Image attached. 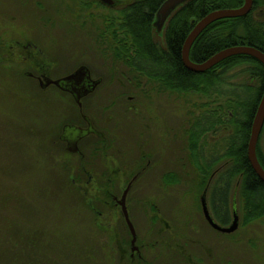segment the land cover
<instances>
[{
	"label": "rangeland",
	"instance_id": "rangeland-1",
	"mask_svg": "<svg viewBox=\"0 0 264 264\" xmlns=\"http://www.w3.org/2000/svg\"><path fill=\"white\" fill-rule=\"evenodd\" d=\"M79 3V0H0V30L2 33L9 31V37L5 34L6 41L17 33L14 31L19 33L21 30V36H24L21 40L35 42L45 57L60 65L61 73H73L85 66L96 77H102L103 84L98 86L99 90L90 99L93 104L89 112L96 118L102 110L110 114L112 119L108 122L113 126L115 121L121 133L118 138L120 149L127 147L122 145L123 139L126 144L131 142L120 124L134 127L140 122L145 125L154 118L158 124L154 123L153 126H162V131L161 121L168 122L165 127L168 131L162 134L171 138L172 134L178 132L176 128L179 123L184 121L187 138L195 109L204 116L215 106H224L225 98L219 97L217 105H214V98L209 100L196 93L184 94L179 98L177 93L167 91V100L160 82L139 75L128 65L113 58L108 38H103L105 43L102 45L99 35L106 30V18L117 15L114 10L100 7L95 0H86L90 8L79 11ZM70 4L72 8H68ZM259 15L264 19V13L259 12ZM164 31L158 35L161 40ZM45 57L41 61L48 64ZM10 67H14L15 75H11L12 70L9 74L4 71L0 81L9 88V96L0 95V264H103L105 261L110 264L98 234L101 231L100 221L89 207L92 192H88L81 182L85 178L83 175L76 177L82 172L79 165L81 159L70 158L55 136L62 133L59 129L60 116L55 110L56 105L62 104L60 99L40 102L44 94L33 81L21 77L18 65ZM245 70V67L236 68L228 74L235 89V100H247L253 92H248L246 86L253 91L258 86L255 79L251 80L244 73ZM154 93L158 96H153ZM129 96L135 97L133 102H128ZM178 105L183 108L180 119ZM128 106L137 109L130 111ZM73 109L75 115L76 107ZM170 118L175 123L179 122L175 130L169 124ZM242 119L240 114L237 120ZM239 127V123L231 124L227 131L218 127L215 138L210 139L209 134L202 139L206 159L209 160L211 153L218 161L221 158L212 172L228 164L224 155L229 148V138L239 134ZM115 129L118 130L116 126ZM167 144L171 142L167 141ZM84 146L87 154H90L88 166L98 168L99 144ZM191 147L186 139L180 146V153L185 158L181 160L180 166L174 164L165 168L166 171L175 172L184 169L186 181L166 189V192H158L162 175H152L149 182L143 175L132 190V194L141 200L160 201L165 218L188 216L193 210L198 214L195 202L200 201L206 182L199 191L192 189L195 165L188 156ZM259 151L264 157V128ZM71 160L74 161L73 167ZM173 161L168 160L169 163ZM73 179H76V184ZM122 179L123 173L118 177L123 185ZM233 201L240 211L238 191ZM238 216L239 228L230 237L234 244L218 237L223 239L217 241L218 251L235 256L237 258L234 259L244 264H264V219L244 226L242 215Z\"/></svg>",
	"mask_w": 264,
	"mask_h": 264
},
{
	"label": "flooded vegetation",
	"instance_id": "flooded-vegetation-1",
	"mask_svg": "<svg viewBox=\"0 0 264 264\" xmlns=\"http://www.w3.org/2000/svg\"><path fill=\"white\" fill-rule=\"evenodd\" d=\"M79 1L77 9L79 11L87 10L83 7L86 0ZM95 1L100 7L114 10L116 14L130 6L127 0H118L124 3L114 8L103 5L99 0ZM71 5H68V8H72ZM8 28L11 29V27ZM4 32L0 33V81L1 78L3 79L5 72L9 74L12 70L11 75H15L14 67L10 66L16 64L18 65L17 69L20 68L21 70V77L33 81L39 91L44 94H41L42 99H40V102H50L53 101L52 98L60 99L59 101L63 105H56L55 110L57 115L60 116L59 129L62 133L55 136L61 142L63 151L70 158L81 159L79 165L82 172L76 177L83 175L85 178L81 182L84 183L83 185L86 186L88 192H92V201L89 203V207L100 221L99 228L101 231L98 234L104 245V255L107 261L109 259L110 264H244L243 261L234 259L237 257H231L218 251L217 241H223L218 237L226 238L225 240L231 242L230 237L234 236L236 232L223 234L216 231L205 218L201 198L200 201L195 202L198 205L197 209L200 211H198V214L193 210V212H189L191 214L188 216L168 219L161 211L160 201L153 199L141 200L132 194L135 184L143 175L146 176V179L148 178V182L152 175H162V183L159 185L158 192H166V189L169 190L170 187L181 184L183 180L186 181L184 169H179L177 172L173 170L166 171L165 169L169 165L176 164L180 166L181 160L185 159L180 153V146L186 139L189 145H193L194 149H189V160L193 161L194 165L195 159L201 162L204 161L205 165L208 162L212 165L216 157L213 158V153H211L209 160L206 159L207 155L201 141L209 134L210 139L215 138L218 127H223L226 131L229 129L230 120L226 116L223 105L215 106L214 110H209V113L204 116L201 115L198 109H195L194 119L192 125L189 126L187 138H185L186 122H178L180 125L176 128L178 123L173 122L171 118L169 124L174 126V130L175 128L178 130V132L172 134L173 137L171 138L162 134V132L168 131L165 128L168 122L161 121V124L163 122L162 131V126L159 128L153 126L154 123H157L154 118L145 125L140 122L138 123L139 126L137 124L134 127H132L133 125L127 127L125 123L123 126L120 124V127L124 129L123 131H126L131 140L129 144H126L125 139H123L122 145H127V147L120 149L118 138L121 133L115 121L113 126L109 123L112 119L110 114L102 110L98 112L96 118L95 115L89 112L90 106L93 104L90 99L99 90V85L103 84V78L96 77L92 70L87 68L90 75L89 80L84 82H61L60 85H57L56 82L63 81L76 71L61 73L62 71L59 70L60 65L45 57L44 52L41 48H38L35 42H23L21 40V37H24L21 36V30L19 33L14 31L17 33L7 41L5 40V34L9 37V31ZM42 56L48 60V64L41 61V58H44ZM94 82H99L95 88H93ZM167 91L169 90L164 88L163 95L168 100ZM169 92L177 93L179 98L186 94L179 91ZM8 93L9 88L3 86L0 82V95L9 96ZM10 94L14 96L11 92ZM79 96H81L80 99H78ZM153 96L157 97L158 94L154 93ZM203 96L209 98V100L214 98L212 103L217 105V95ZM134 99V96L127 97L128 102H133ZM74 107H76L75 115ZM128 107L130 111L134 108L137 109L133 106ZM119 112L121 117V111ZM178 112L180 119L183 112L181 105H178ZM115 126L118 130L115 129ZM176 135L177 137H175ZM167 141L171 144L168 145ZM93 143L99 144L98 168H96L97 166L94 168V165L88 166L91 161L90 154H87L84 145L91 146ZM194 143H196V148ZM131 150H133L132 153H130ZM121 151H127L128 153L122 154ZM169 159L174 161L169 163ZM68 165L70 166V162ZM221 170L222 168H217L212 172V169L210 171L206 168L202 170L200 167L196 168L195 166L194 185H192V189L197 192L202 183L206 182L202 195L207 189L209 213L218 225L220 224L215 220L210 195L212 183ZM121 173H123V185L118 180ZM96 176L99 177L96 179ZM99 178H102V180ZM73 183L76 184V179H73ZM119 184L122 186H119ZM79 187L81 188V185ZM233 215L234 212L231 210L230 223L233 221ZM108 218L110 219L107 220ZM103 264H106V261Z\"/></svg>",
	"mask_w": 264,
	"mask_h": 264
},
{
	"label": "trees",
	"instance_id": "trees-1",
	"mask_svg": "<svg viewBox=\"0 0 264 264\" xmlns=\"http://www.w3.org/2000/svg\"><path fill=\"white\" fill-rule=\"evenodd\" d=\"M127 1L130 6L106 18V30L99 35L102 45L105 43L103 38H108L113 58L128 65L139 75L160 82L169 91L225 98L224 111L230 120L229 124L239 123L240 127L239 134L229 138V148L224 155L228 164L218 172L212 183V211L222 227L231 225V210L242 215L244 226L264 219V183L248 160L251 128L264 92V66L249 56H235L205 73H194L182 63L183 46L194 25L212 12L239 9L245 0H190L172 15L162 40L153 24L157 11L166 0ZM83 7L90 8L87 3ZM259 12L264 13V0H254L252 11L243 18L224 19L209 26L193 44L191 61L202 64L223 50L239 46L251 47L264 54V19ZM241 67H245L244 73L258 84L254 91L246 86L248 92H253L247 100L233 99L236 96L235 89L228 76ZM240 114L243 119L239 121ZM259 142L257 152L264 168ZM194 146L197 147L196 143ZM220 160H214L212 165L209 162L205 165L204 161L199 162L197 159L194 161L196 167L200 163L202 170L206 168L210 171ZM236 191L241 199L240 211L234 201L231 209V199Z\"/></svg>",
	"mask_w": 264,
	"mask_h": 264
},
{
	"label": "water",
	"instance_id": "water-1",
	"mask_svg": "<svg viewBox=\"0 0 264 264\" xmlns=\"http://www.w3.org/2000/svg\"><path fill=\"white\" fill-rule=\"evenodd\" d=\"M103 5L107 7H117L121 5V1L118 0H99ZM190 0H166L159 10L156 13L155 20H154V28L158 35L163 33L165 30L167 23L169 22L172 15L182 6H184ZM254 6V0H245L243 7L235 10H218L208 14L202 20L194 25V28L190 35L188 36L182 50V63L189 71L194 73H205L208 70L212 69L213 67L217 66L221 62L235 56H249L258 62H260L264 66V54L260 51L245 46L239 47H232L222 52L216 54L208 61L202 64H195L190 59V51L197 40V38L212 24L217 21L224 20V19H238L247 16ZM89 70L86 67H81L71 76L67 77L63 81L56 82L55 84L60 85L61 82H75L80 81L84 82L85 80H89ZM99 82H94L93 88H95ZM86 95V94H84ZM81 96L78 97L80 99ZM264 128V92L261 98V102L257 109L252 128H251V135L248 143V160L258 176V178L264 183V168L258 158L257 154V146L261 136V133ZM202 207L204 211V215L208 223L218 232L223 234H233L239 228V216L237 211L235 210L233 215V221L229 227H221L220 225L216 224L209 213V209L207 206V189L203 193L201 197ZM236 207V204L234 202Z\"/></svg>",
	"mask_w": 264,
	"mask_h": 264
}]
</instances>
